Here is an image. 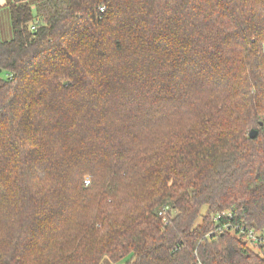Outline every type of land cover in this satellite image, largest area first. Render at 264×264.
<instances>
[{"label": "trees", "instance_id": "16d2710c", "mask_svg": "<svg viewBox=\"0 0 264 264\" xmlns=\"http://www.w3.org/2000/svg\"><path fill=\"white\" fill-rule=\"evenodd\" d=\"M7 7L0 264H264V0Z\"/></svg>", "mask_w": 264, "mask_h": 264}, {"label": "built area", "instance_id": "2783aa9c", "mask_svg": "<svg viewBox=\"0 0 264 264\" xmlns=\"http://www.w3.org/2000/svg\"><path fill=\"white\" fill-rule=\"evenodd\" d=\"M103 11V9H102ZM173 214V211L169 207H165L161 212L160 216L164 218V222L167 223L168 217H170ZM229 216V215H228ZM222 218V215H218L214 218L215 222L220 221ZM233 225L225 223L222 227V231H231L234 232V230L239 231L240 235L245 239V241L251 245L254 248H264V233H258L253 229H245L242 226H236L232 227ZM223 231V232H224ZM201 264V263H198Z\"/></svg>", "mask_w": 264, "mask_h": 264}, {"label": "rangeland", "instance_id": "374dc122", "mask_svg": "<svg viewBox=\"0 0 264 264\" xmlns=\"http://www.w3.org/2000/svg\"><path fill=\"white\" fill-rule=\"evenodd\" d=\"M7 12V11H6ZM8 16H3L0 21V35L3 42L9 41L12 39V29H11V24H10V15L9 12H7ZM206 209H204L203 213L205 214ZM198 223H201V219L199 220ZM119 264H124V262H121Z\"/></svg>", "mask_w": 264, "mask_h": 264}, {"label": "crops", "instance_id": "0c3cea01", "mask_svg": "<svg viewBox=\"0 0 264 264\" xmlns=\"http://www.w3.org/2000/svg\"><path fill=\"white\" fill-rule=\"evenodd\" d=\"M13 0H0V21L3 16H8V5L11 3ZM7 11V12H6ZM102 264H112L109 260H104Z\"/></svg>", "mask_w": 264, "mask_h": 264}, {"label": "water", "instance_id": "95a60500", "mask_svg": "<svg viewBox=\"0 0 264 264\" xmlns=\"http://www.w3.org/2000/svg\"><path fill=\"white\" fill-rule=\"evenodd\" d=\"M255 136H256V132L253 130V131H251V133H250V137L251 138H255Z\"/></svg>", "mask_w": 264, "mask_h": 264}]
</instances>
